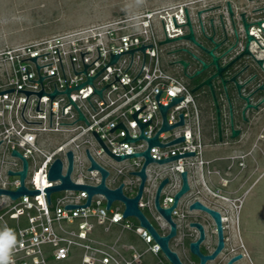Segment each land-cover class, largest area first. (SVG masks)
Returning a JSON list of instances; mask_svg holds the SVG:
<instances>
[{
    "label": "built area",
    "instance_id": "1",
    "mask_svg": "<svg viewBox=\"0 0 264 264\" xmlns=\"http://www.w3.org/2000/svg\"><path fill=\"white\" fill-rule=\"evenodd\" d=\"M160 16L161 9L148 10L0 48V92L15 89L0 94V141L3 140L0 143V188L15 191L21 186L19 175L8 174L9 170H23V160L12 155L13 150L28 161L25 186L29 190H44L61 184L60 179H48L49 170L59 158L63 162L62 173L65 175L69 165V151L73 152L72 181L77 184L98 185L102 175L98 169L89 170L91 160L87 155L88 149L93 159L109 171L107 186L115 189L124 184V194L133 197L130 195L132 185L140 181L141 177L130 172L141 170L145 156L118 161L105 151L93 131L97 132L108 150L114 154L146 151L149 142L145 138L120 143L125 138L126 131L120 127L113 132L110 129L122 122L130 137H139L141 127L132 114L146 106L139 112L138 120L147 122L151 118V122L144 127L143 134L147 138L154 137L164 122L155 97L160 90L162 92L158 101L161 105H169L173 97H184L170 106L166 113L169 125L178 123L181 114L184 124L161 131L158 135L160 143L167 144L182 136L185 139L163 147H151L152 158L164 159L198 149L194 96L190 87L164 64L161 44L163 36L159 32ZM260 40L264 43L261 37ZM142 44L153 45L145 49V62L141 49L135 50L133 57L129 52L121 54L115 63L93 79L94 86L86 83L79 89L70 91V97L89 125L85 120L79 119V111L70 103L67 93L57 94L53 99L43 95L40 99L36 93L29 94L27 98L25 92L18 91L39 92L43 89L46 93H53L55 85L59 92L66 91L67 85L68 88H73L86 82L87 75L94 77L98 74L110 62V53L114 55L140 48ZM81 52L85 53L83 58ZM35 56L38 66H41L39 72L36 62L28 59ZM84 64L90 65L86 69L87 74L81 72L85 69ZM74 69L81 73L75 74ZM39 74L44 77L42 84L38 82ZM115 75L120 81L116 80ZM29 78L35 81H30ZM107 84L110 85L103 89ZM94 87L97 90L103 89L102 97L94 93ZM38 102L39 110L42 111L36 109ZM100 159H104V163ZM190 159L191 157H181L163 166L166 169L182 170ZM154 164L159 165L156 162L149 164L147 170ZM87 198L86 191L73 189L53 192L50 203L46 192L21 195L16 199L8 194H1L0 228H12L22 243V247H18L14 254L15 264H58L72 259L77 260L76 264H143L147 253H162L161 246L140 225L137 217L123 216L125 205L120 200H115L107 209L106 196L97 193L93 195L89 206L65 209L70 204L83 205ZM172 202L171 197H166L165 206ZM131 218L137 219L138 225L131 222ZM127 233L138 235L146 244L145 249L140 250L133 242H124L122 246H118L119 239L124 238ZM117 234L120 235L116 237ZM164 257L167 259L165 255ZM163 263L161 259L160 264Z\"/></svg>",
    "mask_w": 264,
    "mask_h": 264
},
{
    "label": "flooded vegetation",
    "instance_id": "2",
    "mask_svg": "<svg viewBox=\"0 0 264 264\" xmlns=\"http://www.w3.org/2000/svg\"><path fill=\"white\" fill-rule=\"evenodd\" d=\"M250 1L255 4L218 0L201 5L197 0L160 8L159 32L162 40L171 39L162 44L163 61L193 93L199 147L192 151L195 155L186 156L191 159L182 170L166 169L165 163L146 168L138 207L159 234H169L172 225L156 206L157 192L167 178L159 203L166 207V197L174 202L184 183L182 172L186 171L189 189L170 215L176 235L168 241L183 264L201 263V257L189 248L191 242L201 238V230L191 223L200 224L204 230V239L199 243L202 255H211L219 245L215 217L201 208L190 209L197 201L221 217L223 247L205 264H227L239 254L241 258L232 264H254L244 251L241 227L253 190L257 203L262 197L264 43L260 37L264 41V0ZM191 31L195 41L179 38ZM140 185L141 180L132 185L131 196L138 194ZM131 235L137 247L144 249L138 235ZM120 239L118 246L124 244L123 237ZM143 264H148L145 256Z\"/></svg>",
    "mask_w": 264,
    "mask_h": 264
},
{
    "label": "water",
    "instance_id": "3",
    "mask_svg": "<svg viewBox=\"0 0 264 264\" xmlns=\"http://www.w3.org/2000/svg\"><path fill=\"white\" fill-rule=\"evenodd\" d=\"M186 14H187V17H188V22L187 23L189 25H191L187 11H186ZM179 38L192 39L193 41H195V38L193 36L192 31L189 34L184 35V36H181ZM169 41H171V39L162 40L161 41V44H164V43L169 42ZM142 45L143 46L140 47V48H136V49H132V50H129V51L117 53V54H114V55H112V53H110V55H111L110 62L98 74H96L94 77H91V76H88L87 75L88 80L86 82H84V83H82V84H80L78 86H75L73 88H68V85H67L66 91L59 92L56 89V85H55V90H54L53 93H46V92H44L43 89L41 91H39V92L27 91V90H18V91L25 92L27 94V98H28V95L29 94L36 93L40 97V99H41V96H43V95H48V96H50L53 99L57 94L67 93L68 96H69V99H70V103L74 104L75 107L79 111V116H80L79 119L85 120L87 122V124L89 125V123L86 120V118L83 116V114L81 113V111L79 110V108L76 106V104L74 103V101L70 97V91L73 90V89H79L80 87H82L86 83H91L93 85V79L96 76H98L110 64L115 63L121 54H124V53H128L129 52V53L132 54V57H133V52L135 50L141 49L144 52V62H145V49L147 47H150V46H153V45L152 44L151 45H147V46H144V44H142ZM98 51H99V48H98ZM58 53H59V51H58ZM86 53H88V52H86ZM46 54H48V53H46ZM81 54H82V58H83V56H84L85 53H82L81 52ZM42 55H44V54H42ZM38 56H40V55H38ZM59 57H60V55H59ZM70 57H71V55H70ZM99 57H100V52H99ZM28 59H31V60H33V61L36 62L37 56L32 57V58H28ZM24 60H26V59H24ZM60 61H61V59H60ZM71 61H72V58H71ZM83 62H84V60H83ZM131 62H132V60H131ZM214 62H216V58L214 59ZM36 64H37V62H36ZM72 64H73V62H72ZM47 65H49V64H47ZM61 65H62V63H61ZM43 66H45V65H43ZM84 66H85V69H84V71H81V72H85L87 74L86 69L90 65L84 64ZM143 66H144V64H143ZM40 67L41 66H38V64H37L38 72H39V68ZM204 67H206V64L204 65ZM73 68H74V65H73ZM62 69H63V66H62ZM142 69H143V67H142ZM26 70H27V68H26ZM63 72H64V70H63ZM74 72H75V74L81 73V72H76L75 69H74ZM27 74H28V72H27ZM52 75H54V74H52ZM39 76H40V78H39L38 82H41V84H42V79L44 77H42L40 74H39ZM64 76H65V74H64ZM28 77H29V75H28ZM115 77H116V80H119L120 81V79L118 78L117 75H115ZM29 80H30V78H29ZM65 80H66V78H65ZM30 81H35V80H30ZM206 83H209V80H207ZM66 84H67V81H66ZM109 85L110 84H107L103 89H105ZM42 88H43V86H42ZM14 90L15 89L12 88V89H9V90L1 91L0 94L7 93V92H10V91H14ZM102 90H97L95 88L94 89V93H98L102 97ZM161 92H162V90H160L159 93L155 97H156V100L158 102L160 111L162 113L163 121L164 122H163V125H162L161 129L158 131V133L154 137L147 138L143 134L144 127L147 126L151 122V118L147 122H141V121L138 120V114H139V112L142 109H144L146 106L140 108L138 111H136L135 113L132 114V116L134 117V119L136 120V122L141 127V135L139 137H137V138L130 137L129 134H128V130L126 129V127L124 126V124L122 122L119 123L118 125H116L115 127H113L112 129H110V131L113 132L116 128H119L120 127V128H123L126 131V136H125V138L123 140H120L119 141L120 143H122V142H132V141H136V140H138L140 138H145L149 142V147H148V149L146 151L140 152V153H130V154H121V155L114 154V153H112L111 151L108 150L107 146L104 144V142L99 137V135L97 134V132L96 131H93L94 135L99 140V142L101 143V145L103 146V148L105 149V151L108 154H110L112 157H114L115 159H117L118 161L124 160L126 158L141 156V155L145 156V162H144L141 170L140 171H136V172H130V173H133V174L138 175V176L141 177V185L139 187V192H138V194L136 196H134V197H128V196H126L123 193L124 184H121L120 186H118L115 189L109 188L107 186V184H106V179H107V177L109 175V171L106 170L105 168L101 167L93 159V157L91 156V154L88 151V149H86L87 150V155H88L89 159L91 160V167L89 168V170L98 169L101 172V175H102L101 182L98 185L77 184V183H75V182L72 181V179H71V173H72V170H73V152L72 151H69L67 153L68 159H69V165H68L67 173L65 175H63V173H62V171H63V162L59 158L56 159L52 163V165L50 167V170H49L48 179L49 180H57V179H60L62 181L61 184H57V185H54V186H51V187H46L44 190H39V189H37V190H29L25 186V178L27 177V172H28V161L19 152H17L16 150H13L12 155L18 156V157H20L23 160V170L18 171V172H13V171L9 170L8 174H10V175H19L20 176V180H21V186H20V188H18L15 191H12V190H9V189L0 188V195L1 194H8L13 199H16V198L20 197L21 195H37V194H40L41 192H46L47 193V197H48V202L50 203L51 194L53 192H56V191H61V190H64V189H73V190H84V191H86L88 193V198H87V201H86L85 204H83V205L70 204V205H67L65 207V209L87 207V206L90 205L91 199H92L93 195H95L97 193H101V194H104L106 196V199H107V209H109V207L112 205V203L115 200H120L125 205V209H124V212H123V216L124 217H130V216L137 217L139 219L140 225L143 226V227H145L150 232V234L153 236L154 240L161 246V251L167 257V259L169 260V262L171 264H183L179 260L178 255L170 249V247L168 245V241L170 240V238L172 236L176 235V224H174L171 221L170 215H171L172 211L176 208L177 203H178V199L180 198V196L185 191H187L189 189V185H188V182H187V173H186V171L185 172H182V177H183V181H184L183 186H182L181 190L176 194L175 199H174V202L169 207H163V206H161L160 203H159V199H158L159 198V193H160L162 187L168 182V179L167 178L162 182V184L160 185V187L158 189V192H157L156 206H157L159 212L164 217H166V219L172 225V228H171V231H170L169 234H167L165 236L159 234L151 226V224L149 223V221L147 220V218L145 217V215L143 214V212L138 207V202H139V199H140L141 194H142V191H143L144 183H145V181L147 179L146 168H147V166L150 163L156 162V163H159V164H164V163H168V162L173 161V160H177V159H179L181 157L192 156V155H195L196 154L195 152H186V153L178 154V155L171 156V157L164 158V159H155V158H152V156L150 154L151 147H153V146H162L163 147V146H166V145H171V144H175L177 142H181V141H183L185 139V136H182V137H179V138H177V139H175V140H173V141H171V142H169L167 144L160 143V141L158 139V135H159V133L161 131H166V130H169V129H172V128L176 127L177 125H183L184 124L183 114L179 115L181 119H180V121L178 123H176L174 125H169L168 122H167V119H166V113H167V110L169 109V107L172 106V105H174V104H176V103H178V102H180L182 99H184V97H181V98H174L173 97L172 98V101H171V103L169 105H161L159 103V101H158V97H159V95H160ZM89 97L90 96L87 97L88 100H89ZM40 99H39V101H40ZM26 101H27V99H26ZM25 104H26V102H25ZM36 109L38 111H42V110H39V102H38V105H37V108ZM63 114H64V107H63ZM51 118H52V100H51ZM28 123H42V122H28ZM60 124H72V123H60ZM50 126H51V121H50ZM2 141H0V143ZM192 208H201V209L207 210L208 212H210L215 217L216 222H217V225H218L219 245H218L217 249L211 255L204 256V255H202L199 252V243L202 241V239H204V230H203L202 226L200 224H198V223H191L190 224L191 226H197L201 230V238L197 242H191L190 245H189V248H190V250H191L192 253L198 254L201 257V263L200 264H205V262H206L207 259H213L214 257H216V255L220 252V250L223 247L222 228H221V217H220V214L218 212L213 211V210H210L209 208L203 206L198 201L195 202L194 204H192L190 206V209H192ZM239 258H241V254L236 255L235 257H233L227 264H232L234 261H236Z\"/></svg>",
    "mask_w": 264,
    "mask_h": 264
},
{
    "label": "rangeland",
    "instance_id": "4",
    "mask_svg": "<svg viewBox=\"0 0 264 264\" xmlns=\"http://www.w3.org/2000/svg\"><path fill=\"white\" fill-rule=\"evenodd\" d=\"M193 1L197 0H0V48L61 34L92 23L107 22L123 15H137ZM213 1L218 0H199L198 3L208 5ZM236 1L255 4V1L250 0ZM100 161L104 163L105 160ZM261 194L260 202L257 203L253 190L241 227L244 251L254 264H264V166ZM131 222L138 225L135 218H131ZM143 245L145 249L146 244ZM145 259L149 264H160L161 259L165 264H170L162 253H147ZM76 262V259H72L58 264Z\"/></svg>",
    "mask_w": 264,
    "mask_h": 264
},
{
    "label": "clouds",
    "instance_id": "5",
    "mask_svg": "<svg viewBox=\"0 0 264 264\" xmlns=\"http://www.w3.org/2000/svg\"><path fill=\"white\" fill-rule=\"evenodd\" d=\"M22 247L16 232L7 226L0 228V264H15L14 254Z\"/></svg>",
    "mask_w": 264,
    "mask_h": 264
},
{
    "label": "crops",
    "instance_id": "6",
    "mask_svg": "<svg viewBox=\"0 0 264 264\" xmlns=\"http://www.w3.org/2000/svg\"><path fill=\"white\" fill-rule=\"evenodd\" d=\"M132 238H133V235H131L130 233H127L126 236H125L123 239H124V242H125V243L133 242V243L137 244L136 241H134ZM145 260H146V259H145ZM146 261H147V260H146ZM147 263H148V262H147ZM148 264H149V263H148Z\"/></svg>",
    "mask_w": 264,
    "mask_h": 264
}]
</instances>
